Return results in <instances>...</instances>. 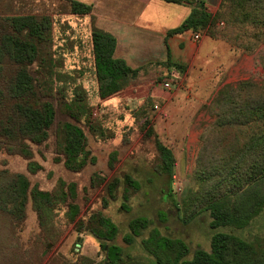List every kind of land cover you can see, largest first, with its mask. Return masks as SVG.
<instances>
[{"label": "trees", "instance_id": "trees-1", "mask_svg": "<svg viewBox=\"0 0 264 264\" xmlns=\"http://www.w3.org/2000/svg\"><path fill=\"white\" fill-rule=\"evenodd\" d=\"M164 1L193 5L192 13L179 26L168 30V35L193 30L217 37L220 32L215 29L216 20L225 15L228 24L249 22L264 26V0H222V12H214L208 0ZM70 4V13L92 12V6L86 3L70 0ZM53 39V17L49 14L0 17V151L6 149L31 158L30 143L42 144L53 135L54 160L78 172L95 162L83 124L98 140L112 138L115 132L93 115L79 72L65 68L62 51L52 48ZM116 45V37L98 27L92 16L93 74L100 99L119 93L140 71L115 56ZM66 47L67 43L64 50ZM166 79L174 82L171 77ZM164 81L165 78L161 83ZM214 104V120L200 135L194 176L201 188L183 200L186 208L176 202L179 211L194 208L193 216L204 211L210 214L211 248L199 247L189 258L190 247L185 240L153 229L143 242L155 256V264H264V235L247 238L242 233L219 230L232 226L243 232L264 212V83L247 79L227 85L217 93ZM141 128L146 136H155L160 163L153 170L164 181L168 196L173 197L174 151L160 140L147 120ZM116 158L114 151L110 167ZM28 168L35 173L41 165L30 160ZM124 177L122 207L129 210L131 190L138 191L140 184L129 173ZM101 183L105 184L102 200L107 207L117 199L121 179L99 175L92 179L94 185ZM30 197L42 224L60 202H67L68 218L77 230H88L101 240L105 255L95 264H126L122 246L115 243L119 226L111 217L100 210L90 212L86 219L78 217L81 209L76 202L75 182L61 180L58 190L49 191L31 186L24 173L0 170V212L23 221ZM149 225L146 216L132 218L131 232L125 240L131 243Z\"/></svg>", "mask_w": 264, "mask_h": 264}, {"label": "rangeland", "instance_id": "rangeland-1", "mask_svg": "<svg viewBox=\"0 0 264 264\" xmlns=\"http://www.w3.org/2000/svg\"><path fill=\"white\" fill-rule=\"evenodd\" d=\"M208 2L214 12L225 11L222 0ZM70 9V0H0V17L16 14H49L53 17L52 48L62 51L65 68L77 69L80 81L88 91L93 115L100 118L104 126L111 127L115 136L106 140L95 139L83 124L95 162H89L78 172L70 171L63 162L54 160L53 135L42 144L30 143L31 158L2 149L0 170L24 173L31 186L49 191L58 190L61 180L75 182L76 202L81 209L78 217L86 219L94 210L111 217L119 226L115 243L122 246L126 264H155V256L149 253L143 242L153 229L185 240L190 247L189 258L199 247L210 250L213 233L210 214L204 211L193 216L194 208L189 212L179 211L176 202L186 208L183 200L201 188L194 176L201 146L200 135L214 120L212 110L216 108L214 99L217 93L241 80H253L259 85L264 83V26L249 22L228 24L225 15L216 20L215 29L220 32L219 36L198 32L206 35L202 54L210 56L206 62L194 63L190 70L187 66L184 69L181 65H174L178 76L173 80L182 95V113L178 115L176 111L172 115L179 107L166 106L152 90L157 87L167 96L174 94L161 85L172 64L161 67L155 62L149 63L130 78L119 93L100 99L93 74L90 14H74L69 12ZM66 43L68 48L64 50ZM146 120L160 140L175 153L173 197L168 196L164 181L153 170L160 159L155 136H146L141 128ZM172 121L175 124L168 126ZM114 151L117 158L110 167ZM30 160L41 165L35 173L28 168ZM125 173L131 174L140 184L138 191L131 190L129 210L122 207ZM97 175L121 179L117 199L111 200L107 207L103 206L102 200L106 193L105 184H92ZM67 212V202H60L48 221L42 224L31 197L23 221L12 220L0 212V264H95L100 261L105 255L101 240L88 230L78 231ZM137 216L148 217L150 225L128 243L125 236L131 232L129 222ZM231 227L223 226L219 230L237 235L242 233L247 238L264 235V212L243 232Z\"/></svg>", "mask_w": 264, "mask_h": 264}, {"label": "crops", "instance_id": "crops-1", "mask_svg": "<svg viewBox=\"0 0 264 264\" xmlns=\"http://www.w3.org/2000/svg\"><path fill=\"white\" fill-rule=\"evenodd\" d=\"M77 1L92 6L89 25L93 16L98 27L113 34L117 40L115 55L119 53L116 57L126 60L133 68L141 69L152 62L160 64L161 67L166 63L172 64L173 67L165 73L164 78L169 80L166 78L171 77L176 80L178 72L174 65H181L183 68L187 66L190 70L194 63L199 65L198 62H206L210 56L202 54L201 51L206 35L200 34L201 37L197 40L194 38L193 30L168 35V30L179 26L192 13L191 3L164 0ZM157 1H160V4ZM172 85L173 88L168 90L174 92L171 96H167L157 87L152 90L165 101L166 106L179 107L178 110L173 108L172 112L173 115L177 111L179 115L182 113L180 108L182 95L177 91V84L172 82ZM186 98L190 99V96L186 95ZM174 124L172 121L168 126Z\"/></svg>", "mask_w": 264, "mask_h": 264}, {"label": "built area", "instance_id": "built-area-1", "mask_svg": "<svg viewBox=\"0 0 264 264\" xmlns=\"http://www.w3.org/2000/svg\"><path fill=\"white\" fill-rule=\"evenodd\" d=\"M201 35L200 33L198 32H195L194 34V38L197 40V39H200ZM162 86L167 89V90H171L173 88V85H172V82L169 81V80H165L163 83H162ZM156 108H158L159 106L158 105H155Z\"/></svg>", "mask_w": 264, "mask_h": 264}]
</instances>
